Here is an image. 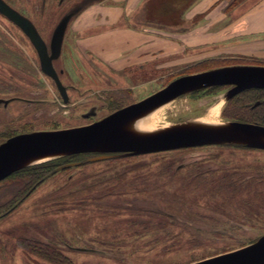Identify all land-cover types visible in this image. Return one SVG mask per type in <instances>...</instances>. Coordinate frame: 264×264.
Returning <instances> with one entry per match:
<instances>
[{
    "label": "rangeland",
    "instance_id": "374dc122",
    "mask_svg": "<svg viewBox=\"0 0 264 264\" xmlns=\"http://www.w3.org/2000/svg\"><path fill=\"white\" fill-rule=\"evenodd\" d=\"M4 1L34 24L47 46L61 18L72 17L53 62L67 90L65 104L28 38L0 15V144L93 124L183 76L263 67V34L243 26L250 36L227 41L229 23L262 0H222L191 23L183 15L199 0L134 1L136 9L124 13L123 2L113 0ZM251 49L256 52L248 54ZM230 90L201 89L161 105L149 135L202 118L218 101L221 115L213 121L221 124L254 119L243 115L247 106L254 113L264 108L257 93L228 105ZM77 155L67 163L76 166L55 169L28 192L22 180L0 183L6 212L0 264H192L264 236V150L249 142L98 162L90 159L103 153Z\"/></svg>",
    "mask_w": 264,
    "mask_h": 264
},
{
    "label": "water",
    "instance_id": "95a60500",
    "mask_svg": "<svg viewBox=\"0 0 264 264\" xmlns=\"http://www.w3.org/2000/svg\"><path fill=\"white\" fill-rule=\"evenodd\" d=\"M0 15L19 28L28 38L38 56L41 72L53 81L63 103H68L67 90L53 62L61 54L65 32L72 14H66L58 22L49 46L45 44L34 24L4 0H0ZM218 86H233L229 91V99L246 90L264 89V67H233L183 76L173 80L147 99L118 109L93 124L13 136L0 144V182L27 167V163L48 156L103 153L104 155L90 159L91 162H98L120 154L140 156L235 141H246L253 147L264 150V126L259 124L231 121L226 123L227 128L223 132L181 129L144 138L129 137L122 128L124 123L185 93ZM76 165H63L56 171ZM192 264H264V236L244 248Z\"/></svg>",
    "mask_w": 264,
    "mask_h": 264
},
{
    "label": "crops",
    "instance_id": "0c3cea01",
    "mask_svg": "<svg viewBox=\"0 0 264 264\" xmlns=\"http://www.w3.org/2000/svg\"><path fill=\"white\" fill-rule=\"evenodd\" d=\"M115 2H123V10L121 11L124 13L127 9L130 10H135L136 8L134 7V1L140 2V0H113ZM127 1V4L124 7V2ZM220 1L222 0H199L195 3H192L189 6V10L191 11V15H183V19H189L190 23L198 16L201 15L205 12H207L210 9H213L215 5H217ZM185 5V1L183 2ZM186 6L184 7V10L186 9ZM188 9V8H187ZM201 25V24H200ZM229 32L228 34V40H234L237 37H246V31H241V27H247L253 34L254 31L252 29H256V33L263 34V39L259 40V42L264 43V0H262L257 7H254L251 9V11L247 12L244 17L234 20L233 22L229 23ZM198 27V26H197ZM247 36H250L247 34ZM254 45L251 47H248V49L252 48ZM253 49V48H252ZM248 52H256L255 50H252ZM249 56V55H248ZM263 67H264V50H263Z\"/></svg>",
    "mask_w": 264,
    "mask_h": 264
},
{
    "label": "trees",
    "instance_id": "16d2710c",
    "mask_svg": "<svg viewBox=\"0 0 264 264\" xmlns=\"http://www.w3.org/2000/svg\"><path fill=\"white\" fill-rule=\"evenodd\" d=\"M249 93L263 94V96H264V90H248V91H244L241 94H238V95L230 98L228 100V105L230 102H232L233 99L237 98L238 96H243V95H246ZM235 111H237V109H235ZM240 111H241V109L238 110L237 114H240L241 113ZM242 113H243V115H253L254 119L246 120V122H245V121L238 120L239 118L237 117L234 120H236L237 122L259 124V125L264 126V108H262V110H259L258 112L254 113V112H251V110L247 106V108L246 107L244 108ZM223 115L226 117L225 114H223ZM232 118H235V117H232ZM81 156L82 155H70V156L58 158L55 160H51V161H48L45 163L33 165L30 167H25V168L15 172V173H13L12 175H10L8 178H6L2 182H6V181L16 182L18 180H22L25 184V187H28V189H27V192H28L33 188V186L37 185L40 181H42L44 179V177H46L47 175L54 172L55 169L65 165L67 163H71V162H69V159L73 160V159H76L77 157H81ZM27 192L25 194H27ZM25 194H22L23 195L22 197H24ZM7 211H8V209H7ZM5 213L6 212H3V210L0 209V218L2 217L1 215L5 214ZM42 251L46 252L45 250H42Z\"/></svg>",
    "mask_w": 264,
    "mask_h": 264
},
{
    "label": "bare ground",
    "instance_id": "6f19581e",
    "mask_svg": "<svg viewBox=\"0 0 264 264\" xmlns=\"http://www.w3.org/2000/svg\"><path fill=\"white\" fill-rule=\"evenodd\" d=\"M163 107L164 106L158 107L149 115H145L141 118L132 119L129 122L124 123L122 125L123 130L126 132V134L129 137L144 138L148 136H154V135H149L153 129L151 126L152 117L155 113L161 111ZM221 108H222V102L218 101L209 107L204 117L194 119L190 121L188 124L186 123L181 127L178 128L172 127L168 129H170V131L186 129V130H195V131H207L212 133L223 132L227 128V124L215 123V121H213L214 119L218 118L221 115Z\"/></svg>",
    "mask_w": 264,
    "mask_h": 264
},
{
    "label": "flooded vegetation",
    "instance_id": "af4514ba",
    "mask_svg": "<svg viewBox=\"0 0 264 264\" xmlns=\"http://www.w3.org/2000/svg\"><path fill=\"white\" fill-rule=\"evenodd\" d=\"M223 88V87H227V88H232L233 86H218V87H216V88ZM251 90H264V89H251ZM246 91H248V90H246ZM244 92V91H243ZM242 93V92H241ZM241 93H239V94H241ZM238 95V94H237ZM236 96V95H235Z\"/></svg>",
    "mask_w": 264,
    "mask_h": 264
}]
</instances>
